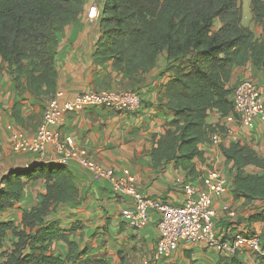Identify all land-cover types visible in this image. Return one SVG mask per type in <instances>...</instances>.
<instances>
[{
	"label": "trees",
	"instance_id": "16d2710c",
	"mask_svg": "<svg viewBox=\"0 0 264 264\" xmlns=\"http://www.w3.org/2000/svg\"><path fill=\"white\" fill-rule=\"evenodd\" d=\"M241 0H99V37L92 60L112 62L123 77L138 83L163 55L171 78L162 96L173 118L152 146L155 168L172 163L193 180L200 175L194 160L203 162L201 144L224 127L208 123L216 110L223 118L232 111L226 84L232 67L251 63L264 76V0H250L251 19L262 27L257 38L242 23ZM85 0H0V76L6 72L18 93L51 97L56 89L58 35L83 10ZM218 22V25L216 24ZM21 105L11 115L20 123ZM218 147L233 172L235 198L264 200V156L239 141ZM67 165L50 161L10 171L1 178L0 212L17 203L28 181L42 179L41 202L21 212L19 223L0 222V264H76L85 250L70 238L77 228L50 219L56 205L78 202L79 192ZM258 172L247 173L244 168ZM249 222L264 224V208ZM253 231V230H249ZM8 236H12L9 238ZM264 241V227L260 233ZM10 241L8 246H4ZM61 242L67 254L52 253ZM258 259H263L256 256ZM217 264H241L238 255Z\"/></svg>",
	"mask_w": 264,
	"mask_h": 264
},
{
	"label": "crops",
	"instance_id": "0c3cea01",
	"mask_svg": "<svg viewBox=\"0 0 264 264\" xmlns=\"http://www.w3.org/2000/svg\"><path fill=\"white\" fill-rule=\"evenodd\" d=\"M92 6L100 9L101 2L85 0L77 19L58 35L56 89L51 97H37L27 91L18 93L6 72L0 76V187L2 176L10 171L57 160V153L51 145L46 146L43 155L13 149L14 131L18 130L31 139L50 98L55 97L61 106L76 94L89 90L134 89L143 98V105L138 111L118 112L95 107L69 112L64 115L60 129L72 137L75 146L83 149L89 160L112 170L116 177L133 185L140 194L180 203L184 193L176 181L187 178L186 173L176 169L172 163L155 168L150 155L154 141L165 132L166 122L173 118L172 113L164 107L162 96L165 84L171 78L168 70L170 63L161 55L138 83L123 77L112 67L111 61L95 65L92 55L100 33L99 18H91L88 14ZM243 79L255 82L264 98V76L251 63L232 67L226 86L231 89ZM16 103L21 105L20 123H16L11 115ZM207 120L211 125L224 127V131L218 133L224 146L239 141L251 146L258 156H264L263 123L256 122L252 129H247L240 124L227 122L216 110L209 112ZM200 149L203 162L194 160L200 172L193 179L194 184L206 188L211 174L226 179L224 191L218 196L210 195L211 205L217 211L216 230L226 234L253 230L260 234L264 224L260 221L249 222L248 217L264 208V200L245 202L243 198H235L233 172L218 145L210 142L201 144ZM66 167L73 173L79 200L59 203L50 219L59 220L65 230L77 225L70 238L85 252L76 264H217L222 258L216 250L200 244H181L174 251L156 256L157 212L150 211L144 227L134 228L120 215L122 209L131 204L130 196L115 193L108 180L94 179L88 170L77 164ZM244 171L258 172L253 166L245 167ZM44 191L42 179L28 181L19 201L12 208L0 212V222L13 221L17 225L21 212L38 205ZM224 205L235 211V217L226 216L222 210ZM52 253L63 258L67 254V247L55 242ZM238 258L241 264H264V258L258 259L248 250H241Z\"/></svg>",
	"mask_w": 264,
	"mask_h": 264
},
{
	"label": "built area",
	"instance_id": "2783aa9c",
	"mask_svg": "<svg viewBox=\"0 0 264 264\" xmlns=\"http://www.w3.org/2000/svg\"><path fill=\"white\" fill-rule=\"evenodd\" d=\"M88 14L91 18H97L99 10L92 6ZM231 102L232 111L223 117L227 122L240 124L247 129H252L256 122L264 124V98L255 82L243 79L235 84L231 92ZM142 105L143 98L134 89L89 90L76 94L61 106L52 97L47 101L41 121L31 139H27L18 130L14 131L13 149L16 152L43 155L46 146L51 145L57 153V162L65 165L77 164L88 170L94 179L108 180L115 193L132 198L131 204L122 209L120 215L134 228L144 227L150 211L157 212L158 239L155 255L158 257L174 251L181 244H200L216 250L224 258L238 255L241 250H248L254 256L264 258V242L256 231L226 234L215 228L217 211L211 205L210 195L218 196L224 191L225 178L211 174L206 188L197 187L189 178L178 179L176 183L184 193V199L180 203L144 196L123 178L116 177L112 170L89 160L86 152L75 146L72 137L60 129L64 115L69 112L95 107L135 112ZM210 140L212 144L218 145L219 134L213 133ZM222 210L228 218L235 217V211L230 206L224 205Z\"/></svg>",
	"mask_w": 264,
	"mask_h": 264
},
{
	"label": "rangeland",
	"instance_id": "374dc122",
	"mask_svg": "<svg viewBox=\"0 0 264 264\" xmlns=\"http://www.w3.org/2000/svg\"><path fill=\"white\" fill-rule=\"evenodd\" d=\"M240 6L242 8V23L244 26L249 27L257 38L261 36L262 27L258 24L253 23L251 19V3L250 0H241ZM10 241H6L4 246H8Z\"/></svg>",
	"mask_w": 264,
	"mask_h": 264
}]
</instances>
